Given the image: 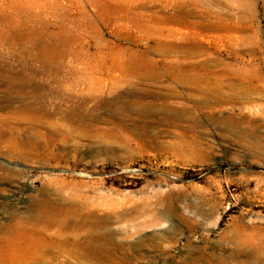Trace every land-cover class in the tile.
I'll list each match as a JSON object with an SVG mask.
<instances>
[{
    "label": "rangeland",
    "instance_id": "374dc122",
    "mask_svg": "<svg viewBox=\"0 0 264 264\" xmlns=\"http://www.w3.org/2000/svg\"><path fill=\"white\" fill-rule=\"evenodd\" d=\"M51 127L62 160L15 159ZM0 131V264H89L36 217L72 198L94 264H264V0H0Z\"/></svg>",
    "mask_w": 264,
    "mask_h": 264
},
{
    "label": "bare ground",
    "instance_id": "6f19581e",
    "mask_svg": "<svg viewBox=\"0 0 264 264\" xmlns=\"http://www.w3.org/2000/svg\"><path fill=\"white\" fill-rule=\"evenodd\" d=\"M164 20V19H163ZM173 20V19H172ZM167 22H169L167 20ZM177 23V22H176ZM174 24V23H173ZM207 29V28H206ZM170 37V36H169ZM3 42V41H2ZM15 42V41H14ZM26 42V41H25ZM33 43V42H32ZM36 44V43H35ZM34 44V45H35ZM191 44V43H189ZM188 44V45H189ZM31 45V44H30ZM38 45V44H37ZM26 47V46H25ZM28 49V48H27ZM201 52V51H200ZM30 53V52H29ZM27 53V54H29ZM191 53V52H189ZM195 53V52H193ZM31 55H29L30 57ZM169 56V55H168ZM53 57V56H52ZM164 57V56H163ZM166 57V56H165ZM164 57V58H165ZM32 58V57H31ZM168 58V57H166ZM180 58V57H179ZM190 58V57H189ZM188 58V59H189ZM185 59V57H184ZM39 60V59H38ZM50 60V59H49ZM186 60V59H185ZM139 66V65H138ZM114 67V66H113ZM112 67V68H113ZM140 69H137V72ZM141 72V71H140ZM138 72V73H140ZM144 74V73H143ZM134 75V74H133ZM132 75V76H133ZM143 77V76H142ZM138 79V78H137ZM17 82V81H16ZM174 82V81H173ZM197 84V83H196ZM191 85V84H190ZM195 85V83H194ZM199 85V84H198ZM202 86H200L201 88ZM189 89V88H188ZM134 96V95H132ZM126 99V98H125ZM196 101V100H195ZM55 103V102H54ZM61 103V102H60ZM201 103V102H200ZM124 106V105H123ZM127 106V105H126ZM128 107V106H127ZM140 107V106H139ZM130 109V108H129ZM154 111V110H153ZM160 111V109H159ZM137 112V111H135ZM156 112V111H155ZM166 112V111H165ZM142 113L143 115L146 114V111L138 112ZM154 113V112H153ZM159 113V112H158ZM171 113V112H170ZM173 113V112H172ZM171 113V114H172ZM177 113V111H176ZM181 113V112H180ZM137 114V113H136ZM164 114V113H162ZM139 115V114H137ZM153 115V114H152ZM160 115V114H158ZM177 115V114H176ZM172 116V115H171ZM23 117V116H22ZM164 117V116H163ZM178 117V116H177ZM26 118V117H24ZM161 118V117H160ZM166 118V117H165ZM181 118V117H180ZM7 119V118H6ZM15 119V118H14ZM20 120H23L19 118ZM34 119V118H33ZM79 120L80 118L77 117ZM17 120V119H16ZM28 120V119H27ZM42 120V119H41ZM178 120V119H177ZM11 121V120H10ZM80 121V120H79ZM78 121V122H79ZM94 121V120H93ZM146 121V120H145ZM175 121V120H174ZM194 121V120H193ZM12 122V121H11ZM23 122V121H22ZM21 122V123H22ZM33 122V121H32ZM100 122V121H99ZM162 122V121H161ZM20 124V122H18ZM30 123V122H29ZM46 123H49L46 121ZM40 126V125H39ZM47 126V125H46ZM50 126V125H48ZM59 127V126H58ZM58 127L56 129H58ZM4 128V125H3ZM2 129V127H1ZM14 129V128H13ZM24 130V128H21V130ZM12 130V129H11ZM45 130V129H44ZM55 128H52L45 132L35 131L31 134L32 131H30V135H33L34 137L31 138H25L23 141H19L16 144L17 151L11 152L12 155L15 157V159H20L24 162L28 160L40 162V161H59L62 160V158L65 155V148L62 149L60 154H54L53 151L57 145L58 142L65 143L64 137L54 133ZM60 130V129H59ZM63 130V129H62ZM95 130V129H94ZM27 131V130H26ZM87 131V130H86ZM18 132V131H17ZM23 134V131H21ZM28 132V131H27ZM65 132V130H64ZM12 133V132H10ZM29 133V132H28ZM66 133V132H65ZM76 137H81L80 131L77 130L76 132H73ZM27 134V133H26ZM25 134V135H26ZM60 134V133H59ZM71 134H69L70 136ZM15 136V135H13ZM3 137V133L0 131V138ZM11 137V136H10ZM8 138V137H7ZM22 138V137H21ZM69 138V137H68ZM82 138V137H81ZM13 139V138H12ZM9 141V140H8ZM71 142V141H70ZM69 142V143H70ZM67 143V142H66ZM4 144V143H3ZM62 146V145H60ZM67 147V146H66ZM30 158V159H29ZM4 175H12L14 176L15 173L13 171H10L8 169H4L2 166H0V182L3 181ZM5 182V181H4ZM54 196V195H53ZM13 197V196H11ZM8 201V200H6ZM67 203H64L61 205H56L54 203L45 204V203H39V209L37 210L36 217L38 219L46 220V222L49 225L60 223V228L53 234L56 238V240H50L48 246L50 249L55 250L56 252L53 254L54 259H58L60 257L61 253H65L68 258L72 257L73 259H87L89 260V264H94V262L98 261L99 258H108L112 255V246H111V237L109 236V233L107 231V234L102 236V240L100 239L98 234V227L100 225V222L103 220H99L97 217V214H95L93 210V206H90L88 203H76L73 198L66 201ZM7 203V202H6ZM3 204V202L1 203ZM10 205V204H9ZM60 206V207H59ZM3 207V206H1ZM11 207V206H10ZM13 209V208H12ZM3 210V209H2ZM11 211V210H10ZM8 212V211H7ZM5 212V213H7ZM23 213V212H22ZM30 213V212H29ZM10 214V213H7ZM18 215V214H17ZM28 215V214H27ZM4 216V214L2 215ZM6 216V215H5ZM1 217V216H0ZM8 217V216H7ZM4 218V217H3ZM5 220V219H4ZM3 220V221H4ZM121 220V219H120ZM9 221V219H8ZM33 221V220H32ZM100 221V222H99ZM2 222V220H1ZM7 222V221H6ZM108 219L106 218L104 223H107ZM30 223V222H29ZM34 223V222H33ZM39 224V223H38ZM37 224V225H38ZM114 224V223H113ZM2 225V224H1ZM0 225V226H1ZM31 225V224H30ZM4 226L2 225V228ZM8 227V226H7ZM109 227V226H108ZM1 228V229H2ZM6 228V227H5ZM49 228V227H48ZM46 228V229H48ZM111 228V226H110ZM109 228V230H110ZM101 229V228H100ZM103 231V230H102ZM17 234V233H16ZM102 235V234H101ZM100 235V236H101ZM18 236V235H17ZM16 238V237H15ZM18 238V237H17ZM17 240V239H16ZM19 240V239H18ZM23 240V238H22ZM25 242V240H24ZM28 242V240H27ZM26 243V242H25ZM23 243V244H25ZM114 244V242H113ZM1 245V244H0ZM27 245V244H25ZM28 246V245H27ZM4 247V246H3ZM32 247V245H31ZM27 248V247H26ZM34 248H37L34 247ZM1 249V248H0ZM38 249V248H37ZM10 250V249H9ZM40 250V248H39ZM26 251V250H25ZM10 252V251H8ZM13 252V251H12ZM18 252V251H17ZM28 252V251H27ZM20 253V251H19ZM1 254V253H0ZM30 254V253H29ZM7 255V254H6ZM9 255V253H8ZM20 255V254H19ZM25 255V254H23ZM106 255V257H104ZM3 256V255H2ZM31 256V255H29ZM4 257V256H3ZM22 257V256H21ZM28 260V256H26ZM32 257V256H31ZM2 258V257H1ZM0 258V259H1ZM33 258V257H32ZM3 259V258H2ZM20 259V258H19ZM24 259V258H23ZM21 258V260H23ZM51 259V257H50ZM16 261V260H14ZM2 262V261H1ZM5 262V261H4ZM17 262V261H16ZM67 262V260H66ZM59 263V264H66ZM79 262V261H78ZM20 263V262H19ZM21 263H23L21 261ZM7 264V261H6ZM18 264V263H17Z\"/></svg>",
    "mask_w": 264,
    "mask_h": 264
}]
</instances>
